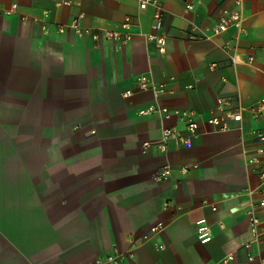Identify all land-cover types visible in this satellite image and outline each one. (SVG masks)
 <instances>
[{
  "label": "crops",
  "instance_id": "obj_1",
  "mask_svg": "<svg viewBox=\"0 0 264 264\" xmlns=\"http://www.w3.org/2000/svg\"><path fill=\"white\" fill-rule=\"evenodd\" d=\"M160 2L158 31L141 0H0V264H264L247 214L264 198L248 162L264 133V0H243V29L217 36L233 1ZM194 26L210 37L191 40ZM139 76L162 88L140 90ZM219 98L242 122L208 123ZM151 105L173 112L139 114ZM176 112L193 113L200 136L162 152L164 128L185 129Z\"/></svg>",
  "mask_w": 264,
  "mask_h": 264
},
{
  "label": "built area",
  "instance_id": "obj_2",
  "mask_svg": "<svg viewBox=\"0 0 264 264\" xmlns=\"http://www.w3.org/2000/svg\"><path fill=\"white\" fill-rule=\"evenodd\" d=\"M233 1L237 9H229L226 8L218 20V22L214 25L212 29V35H220L224 32H227L231 28H236L241 31L243 29L244 24V13L242 10L243 0H227ZM149 6H153L154 8V19L156 22V28L158 31H161L163 28V16H164V7L161 4L160 0H141L140 7L142 9H146ZM13 8L16 9L17 5L14 4ZM190 8H193L190 5ZM73 27L79 29V21L74 20ZM107 37L113 40H121V35L118 32H106ZM210 36L201 31V28L198 26H194L190 32L189 38L191 40L196 39H205ZM97 38V37H96ZM129 38V37H128ZM126 38V39H128ZM157 38L159 43L162 45L161 50L165 51L166 38L164 35H151L150 39L153 40ZM253 57H249L248 61H253ZM235 63L238 62L236 58H234ZM137 86L140 90H159V87L152 83V80L148 76H139L137 78ZM134 94V91L127 90L125 92V96L129 97ZM218 104L220 109L222 110V115L220 116H212L208 119V123L211 126H214L219 129L228 130L231 128L230 122H242L243 120V112L241 109L233 110L231 108H226V105H229V100L225 98H219ZM256 113L260 114L264 117V100L258 105L256 108ZM173 111L161 105H151L144 107L140 110L139 114L142 116L149 115H159L168 117ZM178 114V119L183 123L185 129L177 130L175 128L166 127L163 130L162 138L156 142L158 144V148L165 152L169 148L168 141L176 140L178 144L184 148L190 149L194 145L195 139L200 136V121L195 117L193 113L190 112H176ZM253 136L260 142V146L255 150V152L249 157V164H255L259 166V182L260 185L264 187V168L262 161L264 159V133L261 131H253ZM172 174V170L170 168H165L160 172L157 176L159 181L167 180ZM264 209V198L261 199L258 204H252L247 214L250 220L251 231L256 240L258 242L264 244V220H262L258 213L259 210ZM213 210H217L216 207H213ZM165 228L163 223H159L152 228L154 232L162 231ZM197 236L199 240L203 244H208L213 239V234L211 230V226L206 218H202L197 222ZM235 261L234 254H228L224 256L221 260H219L216 264H233ZM99 264H104L101 260L98 261ZM107 264H116V260L113 258H108L106 261Z\"/></svg>",
  "mask_w": 264,
  "mask_h": 264
}]
</instances>
